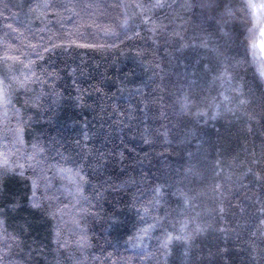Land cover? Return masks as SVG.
I'll return each instance as SVG.
<instances>
[{
	"label": "trees",
	"instance_id": "trees-1",
	"mask_svg": "<svg viewBox=\"0 0 264 264\" xmlns=\"http://www.w3.org/2000/svg\"><path fill=\"white\" fill-rule=\"evenodd\" d=\"M154 3L0 0V150L35 165L0 175V264H264L255 20Z\"/></svg>",
	"mask_w": 264,
	"mask_h": 264
},
{
	"label": "snow or ice",
	"instance_id": "snow-or-ice-1",
	"mask_svg": "<svg viewBox=\"0 0 264 264\" xmlns=\"http://www.w3.org/2000/svg\"><path fill=\"white\" fill-rule=\"evenodd\" d=\"M206 3L208 4H216V3H223V0H206ZM154 7H163L164 4L162 3V0H155V3L153 5ZM246 10L247 14L250 18L255 20V25L252 29H249V32H254L257 28L259 31V39L258 42L253 40L251 42V49L253 50V55H261L264 56V0H246ZM226 15H232L230 10L226 11ZM259 49V53H257L255 50ZM11 59L10 57H4V61ZM27 68L28 66L25 65ZM30 75L21 73V77H14L16 82V88L17 89H26L27 83L31 80V76L34 75V72H31V69H29ZM261 76H264V69L261 70ZM6 79V78H5ZM225 100H228V97H224ZM240 104L246 103L244 99H240ZM12 103L11 96L9 93V85L4 82V80H0V112L3 113V117L7 116V108ZM187 107V104L185 105ZM17 114H18V110ZM199 115H204V113H199ZM17 142L22 144L23 141L20 139L19 136V130H17ZM16 151H20L19 149H16ZM34 159V156L32 154H22L19 157H17L15 160H11L10 162V151L7 150H0V175L3 174L5 171H12L15 169L19 170V173L23 175V168L25 167V164H27L28 167H34L32 161ZM40 161L37 160V164H39ZM57 172H59L61 175L66 176L67 178L70 177L71 169L66 168H57ZM77 179L82 182L83 177L79 175V173H76ZM35 182H33V187H35ZM77 191H79V184H77ZM157 192H159V188L156 189ZM71 194V193H70ZM33 203H35V200H33ZM185 203H187V199H185ZM147 210H145L146 212ZM138 215H140V212H137ZM3 211L0 210V224H2L3 220ZM145 223H147L145 221ZM155 225H149L147 227L141 228L140 232L142 234H147L152 228H154ZM173 237L171 235H168L167 242H171ZM175 239L179 240L181 237L177 236ZM167 242L165 244V247L167 246Z\"/></svg>",
	"mask_w": 264,
	"mask_h": 264
}]
</instances>
